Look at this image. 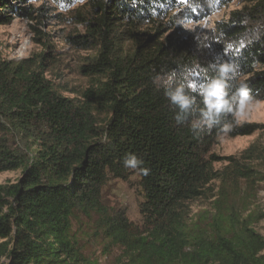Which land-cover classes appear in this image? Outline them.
Segmentation results:
<instances>
[{"label": "trees", "instance_id": "16d2710c", "mask_svg": "<svg viewBox=\"0 0 264 264\" xmlns=\"http://www.w3.org/2000/svg\"><path fill=\"white\" fill-rule=\"evenodd\" d=\"M37 1L0 0V25L20 18L41 33L34 23H45L47 7ZM77 1L85 3L76 17L84 33L66 39L98 49L81 67L97 80L82 99L55 89L46 52L0 56V173L21 170L14 182L0 183L1 264H102L117 252L110 264H264V236L254 227L264 212L252 209L255 185L264 181L252 163L256 143L241 158L217 155L219 128L197 135L187 123L177 125V109L152 83L175 69L190 71L199 84L215 74L210 65L231 62L252 102L264 100V0H249L204 33L186 24L233 0ZM257 128L234 122L228 135ZM128 153L144 161L148 175L124 167ZM134 171L145 197L140 224L102 195L109 175L127 179ZM216 180L212 208L192 218L188 202ZM77 212L96 217L99 253L86 250L74 231Z\"/></svg>", "mask_w": 264, "mask_h": 264}, {"label": "rangeland", "instance_id": "374dc122", "mask_svg": "<svg viewBox=\"0 0 264 264\" xmlns=\"http://www.w3.org/2000/svg\"><path fill=\"white\" fill-rule=\"evenodd\" d=\"M43 0L36 4H42ZM249 0H233L220 8L217 12L203 21L186 24L187 28L195 33H204L212 30L220 20H227L233 10L248 4ZM84 2L76 0L74 4H60L55 0H44L47 7V16L44 24L34 23L41 29V33L31 28V22L20 18L9 24L0 25V56L3 59H21L33 54L45 53L48 55L49 70L47 77L54 84L55 89L63 96L82 99V93L97 82L95 77L85 75L81 67L96 53L97 48L83 49L70 44L67 35L84 33V28L77 21L79 13L83 12ZM43 36V42H37L35 37ZM102 122L104 116L97 117ZM239 123H255L257 130L250 135H220L212 150L220 156H234L241 158L244 150L256 143L260 152L252 163L264 175V100L253 101ZM34 148H36L34 146ZM226 160L216 163L217 169H222ZM21 175V170L5 171L0 173V183L14 182ZM219 180L209 184L205 194L191 200V217L196 218L202 211L212 208L214 195L219 190ZM256 196L252 209L264 212V181L255 185ZM103 201L112 208H123L131 221L140 224V205L144 201V191L141 177L137 172H131L127 179L109 175L102 190ZM96 217L89 219L77 212L74 218V231L81 237L86 250H99L101 239L94 235ZM254 227L264 236V219L254 224ZM118 253V252H117ZM117 253L108 257H101L102 264H110ZM3 263V259L0 264Z\"/></svg>", "mask_w": 264, "mask_h": 264}, {"label": "clouds", "instance_id": "9594fccd", "mask_svg": "<svg viewBox=\"0 0 264 264\" xmlns=\"http://www.w3.org/2000/svg\"><path fill=\"white\" fill-rule=\"evenodd\" d=\"M210 67L215 74L199 84L191 79L190 71L178 73L175 69L157 73L152 83L157 91L163 89L169 104L177 109L174 116L177 125L187 123L197 135L218 127L226 136L252 103L251 90L240 80L238 65L223 62ZM122 163L126 168L139 169L143 175L149 174V169L142 167L144 161L134 153L126 154Z\"/></svg>", "mask_w": 264, "mask_h": 264}]
</instances>
